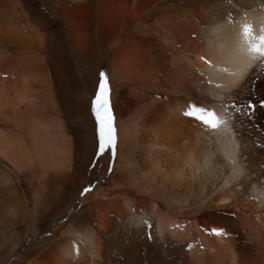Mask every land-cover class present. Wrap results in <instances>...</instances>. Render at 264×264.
Returning a JSON list of instances; mask_svg holds the SVG:
<instances>
[{"label": "bare ground", "instance_id": "1", "mask_svg": "<svg viewBox=\"0 0 264 264\" xmlns=\"http://www.w3.org/2000/svg\"><path fill=\"white\" fill-rule=\"evenodd\" d=\"M16 5L0 0V159L30 188L37 182L32 205L39 223L48 196L62 202L64 187L74 188L85 172L96 148L95 124L88 112L84 140L69 135L73 90L60 75L68 56L50 45L60 39L50 20L29 25ZM57 8L86 63L95 58L85 40L96 37L101 55L114 53L109 82L134 87L127 95L143 106L139 119L125 121L128 97L120 104L119 91L110 92L119 137L111 187L27 264H264V163L253 160L254 140L264 143V64L251 60L238 40L244 24L261 34L264 0H59ZM189 104L226 124L206 129L183 115ZM115 192L123 195L110 198ZM20 194L0 174V200L9 203L0 212L5 222H29ZM198 199L207 207L232 206L236 217L168 214Z\"/></svg>", "mask_w": 264, "mask_h": 264}, {"label": "rangeland", "instance_id": "2", "mask_svg": "<svg viewBox=\"0 0 264 264\" xmlns=\"http://www.w3.org/2000/svg\"><path fill=\"white\" fill-rule=\"evenodd\" d=\"M11 1L17 4L16 7L20 9L19 12L21 14L29 16V18L25 21L27 24L35 26L40 25L42 27H45L47 25V20H50L52 22V30L59 35L60 39L53 37L52 40H50V45H54L57 43V53L59 51L60 53L64 51V54H67L69 59L68 64H66L65 62L66 65H64L63 71L60 73V75L65 74L67 76L65 77L67 79H70V87L73 90L71 102L73 115L68 120L66 129L69 130L68 132H70V136L75 137L76 141H83L86 134V127L84 126L83 121L86 116L85 114H88L89 112V115L94 120L96 138V148L93 153L92 159L90 160V162H87L85 164V172L81 176L77 185L74 188H71L69 186L64 187V192H66V195H61L60 198L63 199L62 202H60L58 197L56 196H48V199H46V201L48 200V203L43 207V209L47 211L46 216H43L46 217V219L41 220L39 223H34L33 221L34 216L32 205L33 195L38 186L37 182H33L31 189L26 178H24L9 164L0 159V174H6L11 180L15 182L17 189L20 190L21 200L24 202V207L26 208L27 215L29 217V222L18 225L15 222H5V219L0 216V264H16L21 260H23V262L27 264L28 261L34 259L36 256H38V254L41 255L45 253L56 240L61 238L69 230L70 226H72L77 217H81L83 213L88 212L94 205V198L99 195L101 190L107 191L111 187L112 177L116 173L119 150V137L117 133L118 122L116 120L117 118L115 116V110L113 109L114 107L112 104L111 110L114 117V128L116 135L115 156L113 157L111 149L106 150L102 155L99 154L97 126L95 117L93 116L91 111V102L95 98V92L97 91L98 87V73L100 71H104L107 74L108 84L111 90L110 92L112 93L114 91H119L118 102L120 104L125 101V96H129L127 95L129 92L133 93V89L135 88H132L130 86H128V88L121 86L115 88L113 84L109 82L111 78L110 63L112 61L114 53L111 52V49H108L101 55V53L99 52L98 38L93 37L91 41L90 39L85 40L86 44H89L91 46L95 60L92 59V62L90 61L89 63H86L82 56L79 55L80 50L78 49L76 42H74L73 37L70 35V32L69 34H66V31L60 26V19L57 8V6H59V0ZM135 24L136 22L134 23V25ZM129 30L130 29L128 28L121 34H119L118 39H122V37L126 33H128ZM82 46L81 47L83 49V41ZM166 59L167 63H169L170 59L167 57ZM129 97L127 98V115L126 112L122 115V118L125 121H129L131 117V120L139 119L141 117L139 108L143 106V102L137 101L135 97H131L134 100L136 99L134 102V100ZM248 101L249 100L244 101L245 105L248 103ZM246 116L248 117L250 115L246 114ZM254 146L257 150L255 155L253 156L254 162L264 163V143H261L259 139H255ZM136 160L137 159H135V161ZM86 188H90V191L84 192V189ZM215 193H217V190L214 192V194ZM120 195L123 194H121L120 192L111 193L110 198H114ZM52 197L55 200L54 203L51 200ZM128 197L131 199L138 198L136 197V194L132 193H130ZM212 197L213 196H209V198L211 199ZM86 198L88 199V201L83 204L82 202ZM5 202L6 201L4 200H0V212L1 208L3 210H6L8 208L9 203ZM163 208V211L167 212V209H165V205H163ZM231 208L232 206L225 209H218L210 205H208L207 207L201 199H198L195 201L191 200L189 205L184 210L179 211L178 209H174L173 212L170 211L168 212V214H170L171 217H190L192 220V217H226L228 219H233L234 217H236V215L231 211ZM223 220L224 219H222L221 221L222 227L225 228L229 233H235L234 229H232L231 223H226V221ZM33 227H35L36 229L35 234L30 232ZM32 243L36 245V248L34 249L35 251H33L32 254L28 256L27 249H29ZM38 246L41 247L38 248Z\"/></svg>", "mask_w": 264, "mask_h": 264}, {"label": "snow or ice", "instance_id": "3", "mask_svg": "<svg viewBox=\"0 0 264 264\" xmlns=\"http://www.w3.org/2000/svg\"><path fill=\"white\" fill-rule=\"evenodd\" d=\"M238 40L242 48L246 47L247 53L251 60H258L264 64V27L261 28V34L257 37L253 34L251 25H242ZM208 63V61H205ZM110 87L108 77L104 71L98 73V87L95 92V98L91 102V111L95 117L97 126V135L99 140V154H103L106 150L111 149L113 157L115 156L116 135L114 128V117L110 107ZM251 109L254 105L250 104ZM185 117L198 121L208 130H218L226 124L221 117L214 111L207 108L197 106L195 104L187 105L183 111ZM90 191V188L84 189V192ZM151 226L148 225L149 238ZM211 234L223 236V230L212 229Z\"/></svg>", "mask_w": 264, "mask_h": 264}]
</instances>
